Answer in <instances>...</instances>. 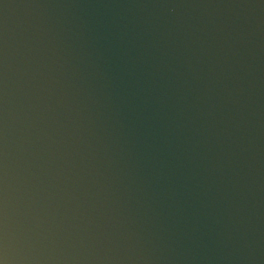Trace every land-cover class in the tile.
I'll use <instances>...</instances> for the list:
<instances>
[{"label": "water", "instance_id": "95a60500", "mask_svg": "<svg viewBox=\"0 0 264 264\" xmlns=\"http://www.w3.org/2000/svg\"><path fill=\"white\" fill-rule=\"evenodd\" d=\"M129 2L0 0V153L6 99L10 221L30 202L42 230L51 232L45 254L125 256L171 245L219 255L226 247L247 251L255 242L262 254L254 264H264V10L227 6L258 0H193L212 6L187 12L201 30L196 35L213 43V59L226 68L227 53L235 68L219 77L216 120L239 123L238 130L230 127L231 137L221 135L211 154L234 153L215 177L220 192L211 209L224 235L189 239L184 233L191 225L172 214L171 201L154 202L127 175L120 128L102 94L96 38L118 33L119 22L134 10L115 5ZM207 66L205 57V72ZM234 87L240 90L236 104L226 98V89ZM257 93L258 113L250 102ZM225 123L214 131L222 133ZM108 158L117 164L105 163Z\"/></svg>", "mask_w": 264, "mask_h": 264}, {"label": "clouds", "instance_id": "9594fccd", "mask_svg": "<svg viewBox=\"0 0 264 264\" xmlns=\"http://www.w3.org/2000/svg\"><path fill=\"white\" fill-rule=\"evenodd\" d=\"M115 6L134 10V14L119 22V31L113 37L96 38L94 53L105 80L102 94L106 106H112L115 124L120 128L118 136L123 143L121 152L127 155L124 161L129 170L127 175L154 202L162 198L171 201L170 207L175 209L172 214L183 215L191 225L184 233L189 239L196 233L201 238L222 237L224 233L217 230L218 213L211 211L220 192L215 177L223 174L225 157L232 163L234 153L224 152L219 157L211 154L221 143V135L231 137L230 127L238 130L239 123L232 118L227 123L216 120L221 106L216 87L219 77L226 78V73L235 68L227 60V53L226 68L213 59L216 56L213 43L196 35L201 30L187 15L189 9L212 5L193 0H131ZM227 6L264 10V0ZM220 47L222 50L223 45ZM228 48L236 55L230 44ZM205 57H208L207 72ZM217 67L221 68L219 73ZM239 91L235 87L226 89V98L236 104ZM250 102L257 105L258 113V93ZM218 123H225L222 133L214 131ZM110 137V133L107 138L101 137V142ZM3 141L0 264H212L216 260L225 264H254L261 259L262 250L255 242L246 246L247 251L226 247L219 255L171 245L125 256L45 254L51 232L46 235L42 230L30 202L25 201L18 219L10 221L6 99ZM253 160L258 168L262 166L259 151ZM105 163L117 164L111 158ZM232 171L235 175L236 169ZM229 183L234 190L235 184L231 180ZM223 198L228 200L227 196Z\"/></svg>", "mask_w": 264, "mask_h": 264}]
</instances>
